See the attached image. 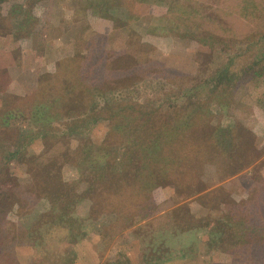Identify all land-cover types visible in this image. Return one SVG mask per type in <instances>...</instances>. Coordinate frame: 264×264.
I'll use <instances>...</instances> for the list:
<instances>
[{
  "label": "rangeland",
  "instance_id": "obj_1",
  "mask_svg": "<svg viewBox=\"0 0 264 264\" xmlns=\"http://www.w3.org/2000/svg\"><path fill=\"white\" fill-rule=\"evenodd\" d=\"M245 2L121 0L122 6L109 7L110 18L102 15L106 0L98 4L101 9L95 0H41L33 8L38 19L28 34L17 26L21 12L30 9L29 0L0 2V10L8 17L7 27L14 26L0 34V111L25 112L30 119L39 108L51 117L52 129L58 133L48 135V146L44 138H34L26 148L27 155L0 167L1 173L28 185L35 156L46 152L42 156L49 164L52 158L63 159L62 170L52 176L62 177L65 183L74 181V191L66 184L63 190L69 187L68 192L82 193L90 187L81 179L82 172L87 168L98 171L107 155L101 146L108 134V119L95 118L91 107L97 103L106 106L117 99L134 107L150 99L168 106L171 101L161 98L185 89H191L193 98L182 99L177 107H187L185 121L199 129L202 143H216L213 148L218 151V163L205 165L202 182L190 176L197 171L194 161V166L185 165L178 178L179 193L173 184L156 189L154 209L159 211L132 229L125 230L113 216L92 213L93 199L89 196L78 204L75 214L81 218L74 224L46 223L38 230V218L49 210L47 203L20 214L18 208L13 210L8 217L16 226L7 229L3 223L9 243L0 247V264H264L263 245L254 242L255 250L247 251L233 245L240 242L237 235L241 229L225 214L231 203L243 208L239 204L251 203L248 198L254 195L255 187L264 188V38L260 39L259 33L251 40L259 41L257 44L244 42L245 33L251 38L254 35L249 37L250 32L261 29L264 0L255 1L257 10L252 11L257 18L244 14ZM96 7L99 14L94 13ZM190 31L194 39L187 34ZM206 32L213 34L212 38ZM261 32L264 36V29ZM101 58L114 70L117 80L101 72L102 63L93 68L87 64L82 77L90 75L89 80L75 85L74 72H81L77 67L90 61L95 64ZM123 80L128 83L123 85ZM64 81L67 84L61 85ZM39 82L47 87V98L36 102L29 96ZM198 104L203 105V111ZM197 113L201 114L198 118ZM230 126L233 130L226 131ZM31 129H35L33 123ZM56 142L60 143L52 148ZM68 151L66 158L62 154ZM230 154L235 158L229 159ZM76 159L77 164L85 161L80 171ZM229 173L232 176L225 177ZM101 187L110 194L106 184L101 183ZM201 187L205 189L197 192ZM219 193L222 200L202 197H217ZM113 204L122 209L131 207L123 200ZM181 206L190 215L182 212L179 217H191L194 223L202 220V227L188 231L168 227L177 220L174 210ZM212 229L217 237L224 231L230 233L223 237L225 246H213L209 251L206 241ZM34 231L38 234L31 238Z\"/></svg>",
  "mask_w": 264,
  "mask_h": 264
},
{
  "label": "trees",
  "instance_id": "obj_2",
  "mask_svg": "<svg viewBox=\"0 0 264 264\" xmlns=\"http://www.w3.org/2000/svg\"><path fill=\"white\" fill-rule=\"evenodd\" d=\"M1 1L4 0H0V2ZM40 1L41 0H29L30 9L21 12V16L23 17L19 18L20 21L17 28L24 34L32 32L36 26L38 18L34 15L33 8ZM100 1L101 0H95L97 7ZM117 1L118 0H106V3L103 4V9L98 7L103 10L102 15L111 18L108 13L109 7L112 5L122 6L121 0L119 4H113V2ZM255 1L256 0H246L243 10L247 17L257 18L253 15L252 11L253 9L257 10ZM208 4L209 3H207V5ZM97 7L95 8L96 10H94L95 14H99L97 11L99 9ZM21 13H19V15ZM7 20L8 17H5L0 10V34H6V32L12 31L14 28V26L7 27ZM261 20V29L255 31V33L250 32L251 34H249V37L250 35H254L251 36V38H248V33H245L247 38L245 37L244 42L248 40L251 41L252 38H256L259 33L262 34L260 39L264 38L261 32L264 29V18ZM187 34L194 39L193 31ZM206 34L212 38L211 35L213 34L207 32ZM203 36L205 35L203 34ZM222 41L220 42L221 44L223 43ZM258 42L259 41H251L249 45H251L250 43L257 44ZM206 43L210 44L211 42L208 43L207 40ZM224 43H226V41ZM245 48L243 49L244 51ZM101 60L102 58L100 60L98 59L95 64H92L90 61L77 67L81 69V72H74L73 78L75 85H77L79 81L89 80L90 75L88 77H86V75L82 77L84 73L83 69L87 67V64L91 65L93 68L102 63L104 68L101 72L104 75L108 74L112 80H117L116 73L108 66V62H102ZM70 61L73 64L72 66H74V61ZM258 71L259 74H261V71ZM127 83V81L123 80V85ZM66 84L67 82L64 81L61 85ZM219 84L220 82L217 83V85ZM190 91L191 89H185L167 94L161 98L162 101H171L168 106L163 103L159 104L155 102L154 99H150L137 107L130 105L129 102L122 103L118 99L106 106H102L99 103L94 107L92 106L91 112L94 113L95 118L100 116V118L106 117V119H108V134L103 146H101L107 149V155L105 162L98 171L87 168L88 171L82 172L81 179L90 183V187L82 193L77 194L75 192L76 194H73L68 192L69 187H71L73 191L75 190L73 185L74 181L65 183L62 177L52 176L56 171L62 170L61 166L64 163H62L63 159L59 161L58 158H52L49 161L51 164L47 163V161L43 160V156L47 154L46 152L42 154L43 156H35L33 169L28 172V176L30 177L28 185H21L14 177L8 176L10 175L9 173H7L6 176L0 171L1 249L9 243L3 228V223L7 226V229L10 226H16L8 215L11 212H15L13 210L17 211V208L20 214L24 209H36L39 205L47 203L49 210L42 213L41 217L38 218V230H40L46 223H49L51 226L67 222H72L74 224V221L81 218L75 214L78 204H80L86 196H89V198L93 199L92 213L95 211L94 213L96 214L105 213L109 216H113L114 222L117 221L122 223L124 229L128 230L129 228L132 229L137 223L142 222L145 217L153 215L156 211L154 209L156 201L153 195L156 189L173 184L177 193L180 192V181L178 178L181 176L186 164L192 163L194 166V161L197 162V171L193 172L190 176L198 177L202 182L205 165H209L210 161H216L218 163V158H216V156H218V151L213 148L216 146V143H213V145H205L202 143L203 138L199 129L192 122L188 123L185 121L184 114L187 113V107L185 108L182 104H180V107H177L178 102L184 98H190L192 100L193 97L190 95ZM100 92L105 94L104 91ZM33 93L34 94L29 97L36 99V102L37 100L45 101L47 98V87L39 82L38 87L35 88ZM72 101H74V99H72ZM75 101H77V99ZM198 105L200 111H203V105ZM190 107L189 105L188 109ZM4 109L0 111V129H4L3 132H0V167L7 165L16 158L22 159L27 155L28 150H26V148H28L30 142L34 138H44L45 144L48 146V143H46L48 142V135L55 137L58 134L55 133L56 130L52 129L53 123L50 124V122H52L50 120L51 117L48 116L47 113L44 114L39 108L32 114V118L30 119L25 112L14 113L12 110ZM200 115L201 114L197 113L195 117L198 118ZM31 123L34 124V130L31 129ZM82 128H84V126H82ZM206 128L207 127L202 126V130L208 132L209 129ZM231 130H233L232 126L226 129V131ZM59 143L60 142L54 143L52 148ZM68 154H70L69 151L62 155L67 158ZM205 155L206 159H204ZM66 158H64V160ZM228 158L232 160L235 156L230 154ZM75 164H77V159L75 160ZM83 164H85V161L77 164V171H80ZM201 164L202 170L198 171V166ZM232 173L225 175V177H231ZM95 182H99L98 185H96ZM101 183L106 184L107 190H111L110 194L101 190ZM63 184L69 187L63 190ZM125 186L127 187L126 189L124 188ZM98 188L100 189L99 192L97 191ZM203 189H205V187H201L197 192ZM254 190V195L248 198V200L250 199L251 201L250 204L242 201L239 205H242L243 208H237L238 206L234 202L230 204V210H228V212L225 211L226 213L224 212L229 218L228 221L236 224L241 229V232L237 235L240 237V242L236 241L233 245L243 246L242 248L245 251L255 250L253 248L254 242L264 247V188L263 186H257ZM191 194L192 192L186 196ZM256 196H259L258 199L253 198ZM202 197H208L209 200L217 201V199L222 200V193L217 194V197ZM212 198H216V200ZM121 200L131 207L122 209L113 204ZM108 203H111V205L109 206ZM205 204L207 205L206 202ZM211 207L217 209V207ZM132 208L134 211H129ZM182 212H186L188 213L186 215H190L189 210L185 208V206L175 209L174 213L177 220L173 225L168 227L182 229L184 231L191 230L195 226L202 227L200 224L202 220L194 223L196 220H193L191 217H188V219L179 217V215L182 216ZM29 219L32 220L33 217ZM206 224L209 223H205V225ZM214 231L215 230L212 229L211 232H209V237L206 241L209 251L214 250L213 246L221 248L225 246L224 244H226V242L223 237L226 233H230L224 231L217 237ZM37 234L38 233L34 231L30 233V236L34 238Z\"/></svg>",
  "mask_w": 264,
  "mask_h": 264
},
{
  "label": "crops",
  "instance_id": "obj_3",
  "mask_svg": "<svg viewBox=\"0 0 264 264\" xmlns=\"http://www.w3.org/2000/svg\"><path fill=\"white\" fill-rule=\"evenodd\" d=\"M0 108H1V102H0Z\"/></svg>",
  "mask_w": 264,
  "mask_h": 264
}]
</instances>
